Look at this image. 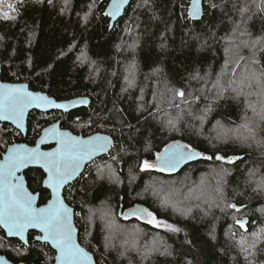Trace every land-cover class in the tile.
Returning <instances> with one entry per match:
<instances>
[{
  "label": "trees",
  "instance_id": "trees-1",
  "mask_svg": "<svg viewBox=\"0 0 264 264\" xmlns=\"http://www.w3.org/2000/svg\"><path fill=\"white\" fill-rule=\"evenodd\" d=\"M108 1L0 0V16H16L0 18L1 80L27 83L58 101H91L87 109L72 114L32 113L25 142L33 145L42 129L57 121L76 135L101 132L114 140L111 153L88 165L64 192L67 204L79 214V243L97 264H264V242L256 240L264 230V191L259 190L264 186V147L232 139L246 134L241 125L247 106L234 98V85L224 86L229 75L238 80L251 67L253 42L264 38V4L205 0L202 19L192 21L187 15L190 0H132L110 28L104 17ZM244 7L248 11L241 13ZM256 57L264 63L258 48ZM237 61L241 67L234 77ZM181 91L183 98L177 95ZM160 106L165 109L160 111ZM219 138L224 141L217 142ZM257 140L264 141L258 135ZM21 141L13 127L0 123V158L9 145ZM177 141L201 153V160L175 174L139 170L145 160L155 162L157 153ZM217 155L242 159L228 164ZM44 177L38 169L25 173L40 205L49 199ZM166 184L177 192L169 193ZM154 195L163 205L170 199V210L161 209ZM105 204L115 205L110 222L125 229L139 227L145 234L141 244L133 239L140 246L138 255L128 259L114 249L102 257L99 217ZM232 204L242 210L232 209ZM137 206L179 232L119 217V210ZM87 216L95 220L90 237ZM237 219L248 220L247 231L236 225ZM35 236L29 234L23 246L0 229V254L15 264H53L55 253ZM254 241L257 247L252 249Z\"/></svg>",
  "mask_w": 264,
  "mask_h": 264
},
{
  "label": "snow or ice",
  "instance_id": "snow-or-ice-1",
  "mask_svg": "<svg viewBox=\"0 0 264 264\" xmlns=\"http://www.w3.org/2000/svg\"><path fill=\"white\" fill-rule=\"evenodd\" d=\"M126 3L127 0H112L110 10L105 15L115 18ZM261 3L264 4V0H261ZM8 8L13 12L16 11V7L12 4H8ZM260 10L264 11V8ZM240 11L245 13L248 9L244 7ZM200 14L201 0H191L188 17L196 19ZM0 18L7 21L15 20L16 16L3 13ZM252 47L251 67H247L238 80H231L229 85L230 87L234 85L231 87V91L235 93L234 98H243L248 110L259 119V123L254 124L246 118L241 125L246 134H241L237 138L241 142H256L258 147H264V141L257 140L258 130L264 131V63H261L256 57L257 48L260 52H264V38L255 40ZM240 60H245V58L241 56ZM240 67V62L237 61L232 70L234 77L236 76V69ZM218 86L223 87L219 84ZM177 95L183 98L185 94L181 91ZM250 97H255V100L249 99ZM81 103H86V101H81ZM33 106L65 110L70 107L68 104L55 103L47 96L29 92L26 86H0V119L12 120L17 127L22 128L25 112ZM169 123L171 124L172 121ZM49 137L57 142V148L52 152H41L39 146L35 149H29L20 145L8 149L5 162L0 164V226L7 229L9 235L18 236L25 243H27L25 233L29 229H39L43 235L37 236L35 239L49 242L57 250L56 264H92L91 256L80 247L74 238L72 211L61 198L60 190L80 172L87 161L92 160L98 153L107 151L111 146V140L99 135L81 140L78 137L60 133L53 127L45 130V135L41 137L40 143H44ZM247 146L251 147V143H248ZM200 155L201 153L191 149L188 145L180 144L177 141L167 145L163 151L157 153L155 164H150L145 160L141 170L155 169L160 172H173L182 163ZM205 158L211 159V157ZM216 159L232 164L242 157L217 155ZM29 164H39L47 173V178L43 180V183L52 190L53 199L45 207L38 208L35 206L36 196L28 192L21 178L15 175L19 169L27 167ZM259 190L264 191V186H261ZM230 207L238 210L235 204L230 205ZM124 216L126 218L135 216L155 228L179 232V229L173 225L158 220L153 212L147 208L137 206L124 213ZM235 223L239 228L247 231L246 220L237 219ZM261 236H264V230H261L260 235L256 236L257 241L264 242L261 240ZM243 243L242 241V247ZM256 247L257 244L254 241L250 248L255 249ZM243 250L248 251L247 248ZM145 255L149 256L151 252H146Z\"/></svg>",
  "mask_w": 264,
  "mask_h": 264
},
{
  "label": "water",
  "instance_id": "water-1",
  "mask_svg": "<svg viewBox=\"0 0 264 264\" xmlns=\"http://www.w3.org/2000/svg\"><path fill=\"white\" fill-rule=\"evenodd\" d=\"M101 1H106V0H101ZM131 2H132V0H127V3L124 4V6L121 8L120 13L118 15H116L115 18H113L112 16L105 15V13L110 10V5L112 3V0H109L108 1V4H107L106 9L104 11V17H106L108 19V21H109V27L110 28H113L114 25L117 23V21L123 17V15L125 14V11L129 7V5L131 4ZM190 5H191V0L189 1L188 10L190 8ZM204 5H205V0H201V14H200V16L198 18H196V19H192L190 17H188V18L190 20H192V21L201 20L202 17H203V14H204ZM187 15H188V12H187ZM1 73H2V70L0 68V86H10V87L26 86V88H27V90L29 92L38 93V94L47 96L50 100L54 101L55 103H58V104H68V105H70V107H68L67 110L62 109V108H54V107H48V108H38V107H35V106L30 107L25 112V115H24V118H23V127L22 128L17 127L16 123L14 121H12V120H2V119H0V123L1 124H6V125H9V126L13 127L21 135V137H22V141L21 142L11 144V145H9L6 148L5 152L2 154V156L0 158V164H2V163L5 162V157L8 155V149H10V148H12L14 146L23 145V146H25L26 148H29V149H35V148H37V146H39V151H41V152H52V151H54L57 148V142H56L55 139L49 137V138H47L45 140L44 143H40L41 137L45 135V130L52 129L53 127H55V129L58 132H60V133H66V134H69L72 137H78L81 140H87L90 137H95L97 135L108 137L111 140V146L108 148L107 151L100 152L96 156H94L92 158V160L87 161L82 166L80 172L75 177H73L72 179H70L69 182L66 185H64V187L60 190V196H61V198L64 200V203L67 205V207L70 208L71 211H72V225H73V228L75 230L74 231V238H75L76 242L80 245V247H82L91 256V258H92V264H97V262H96V260H95V258L93 256V254H91L86 248H84L79 243V233L80 232H79V229L76 227V224H75V215H74L75 210H74V208H72L71 206H69L67 204V202L65 201L64 192H65V190L70 185H72L76 180H78L81 177V175L84 173V171L86 170V168L88 167V165H90L93 161H95L97 159H100V158H102L104 156H107V155H109V153H111V151L113 149V146H114V140H113V138L110 135L105 134V133H101V132L95 133V134H92V135H88V136L76 135V134H74L73 132H71L69 130L63 129L61 127V125H60V121H57V122H54V123L50 124L49 126L43 128L42 131L40 132V135L38 136V138L36 139V141H35V143L33 145L27 144L25 142V139L27 137V125H28V119H29V117H30V115L32 113L37 112V113H42V114H51V113H56L57 112V113H61V114H72V113L80 112L82 110L87 109L90 106L91 101H90V99L88 97H78V98H73V99L66 100V101H58L55 98L50 97L45 92L31 90L30 87H29V85L27 83H7V82H3L1 80ZM81 101H86V103H81ZM200 160H201V155L198 156V157H196L195 159H191V160H188L185 163H182L175 171H173V172H165V173L175 174V173L180 172L181 170H183L188 165L193 164V163H196V162H198ZM155 163H156V160H155ZM32 169L41 170L43 172L44 176H45L43 180H45L47 178L46 171L39 164H29L27 167H23V168L19 169V171H17L15 173V175L17 177H20L21 178V180L23 181L24 187L30 193H32V192L29 190V188L27 186V182H26V178H25V173L27 171H29V170H32ZM42 187H43L44 190H46V191L49 192V199L47 200V202L45 204L40 205V203H39V198H40L39 193H32L34 196H36L35 206L38 207V208L47 206V204L53 199L52 190L50 188H47V186L43 182H42ZM131 209H133V208H131ZM131 209L126 210L124 213L130 211ZM237 209L238 210H236V211H241L242 210V208L241 207H238V206H237ZM124 213H122V211L119 210V217L122 218V219H132V218H135V216H129V217L126 218L124 216ZM242 220H246L248 222L247 219H242ZM0 229L5 233L7 239H9V240H16L19 243H21L23 246H27L28 245V237H29V234L36 233L35 238L37 236L43 235L39 231V229H29L28 232L25 233V238L27 240V243H25L18 236L9 235L8 232H7V229H5L3 226H0ZM35 238H34V240L36 242L41 243V244L48 245L50 247V249L55 253L54 263L53 264H56L55 257L58 255L57 250L51 245V243L44 242V241H40V240H36ZM0 264H15V263H12L11 261H9L6 258V256L0 254ZM17 264H25V263H17Z\"/></svg>",
  "mask_w": 264,
  "mask_h": 264
},
{
  "label": "rangeland",
  "instance_id": "rangeland-1",
  "mask_svg": "<svg viewBox=\"0 0 264 264\" xmlns=\"http://www.w3.org/2000/svg\"><path fill=\"white\" fill-rule=\"evenodd\" d=\"M242 73H243V71H242ZM234 78H231L230 77V75L228 76V79L226 80L227 82L224 84V86H227V88H229L230 87V85H229V82L231 81V80H233ZM227 83H228V85H227ZM241 100H243V98H240ZM184 104V103H183ZM182 103H180V105L182 106L183 105ZM244 105H245V103H244ZM171 107L170 106H168V107H166V110H168V109H170ZM165 108H162L161 106H160V108H159V110L160 111H162V110H164ZM244 110H245V113H246V118L249 120L250 119V121H252L254 124H258L259 123V119L250 111V110H248V108L247 107H245L244 106ZM179 115V114H178ZM180 115H182V114H180ZM73 129H75V127H73ZM241 134H243V132L242 133H240V134H238V135H232V139L234 140V141H237V140H239L237 137L239 136V135H241ZM257 135H258V137H260L261 139H264V131H260V130H258V132H257ZM213 139V138H212ZM224 140H221V138H219L218 139V141L217 142H223ZM242 143V142H241ZM150 164H155V162H152V161H148ZM143 164V163H142ZM142 164H141V167H140V171H154L155 169H149V170H141V168H142ZM133 175V174H132ZM187 178H189V177H191L190 176V174L188 173L187 175ZM112 177V176H111ZM134 179H136V177H135V175H134ZM156 182V181H155ZM157 187V186H156ZM149 188V186H147V184L141 189V194H142V196L145 194V192H146V190ZM158 190H159V188H158ZM165 190H168L169 191V193H176L177 192V190H175V189H172V188H169L168 187V185L166 184L165 185ZM144 199V198H143ZM154 199H155V201H156V199H157V201H156V203L160 206V208L161 209H163V210H165V209H167V210H170L169 209V205H172L173 204V202L172 201H170V199L167 201V198L166 199H164V204L165 205H163L162 203H161V201L159 202V200H158V197L157 196H155L154 195ZM114 204L113 205H110V204H105L104 206H103V209H102V212L100 213V217L99 216H97V217H99V219H101L100 220V222H103V228H102V232H103V251L102 252H100L102 255L104 254V255H106V253H108L109 251H113L114 249H115V251L116 250H119V252H121V254L123 255V257L124 258H128V257H130V256H134V255H138L139 254V245H137V244H134V241H133V239H135V238H139L138 240V242L141 244V240H143V238H144V236H145V234H143V232L141 231V229L139 228V227H128L127 229H125L124 227H117L116 226V224L115 223H112V222H110L109 220L112 218V214L113 215H115V212H114ZM184 210V209H183ZM180 212L181 210H179V209H176V210H174V212ZM92 213V210H90V213L89 214H91ZM173 213V212H172ZM173 215H175L174 213H173ZM116 216V215H115ZM87 219H89L88 221H90V226H91V231L89 232V236L88 237H90V235H91V232H93V225H94V222H95V220H94V217L93 216H91V217H89V216H87ZM142 220V219H141ZM159 220V219H158ZM144 221V220H143ZM163 221V220H162ZM166 222V221H165ZM167 223V222H166ZM148 224V223H147ZM167 224H169V223H167ZM150 225V224H149ZM152 226V225H151ZM153 227V226H152ZM155 228V227H154ZM156 229H161V230H164V231H167V230H165L164 228H156ZM122 230H127V233L128 234H126V233H122ZM170 232V231H169ZM87 237V238H88ZM87 238H84L85 239V241H88L89 239H87ZM126 240V241H123V240ZM102 256L103 258L105 257V256ZM128 256V257H127ZM129 259V258H128ZM129 264V263H128Z\"/></svg>",
  "mask_w": 264,
  "mask_h": 264
},
{
  "label": "built area",
  "instance_id": "built-area-1",
  "mask_svg": "<svg viewBox=\"0 0 264 264\" xmlns=\"http://www.w3.org/2000/svg\"><path fill=\"white\" fill-rule=\"evenodd\" d=\"M74 215H75V217H76V216H79V214H78V213H76V212L74 213Z\"/></svg>",
  "mask_w": 264,
  "mask_h": 264
}]
</instances>
